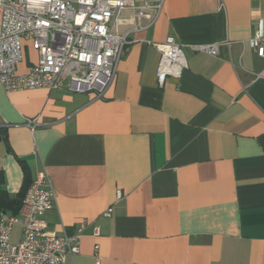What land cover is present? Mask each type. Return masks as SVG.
Returning a JSON list of instances; mask_svg holds the SVG:
<instances>
[{
    "label": "crops",
    "instance_id": "crops-1",
    "mask_svg": "<svg viewBox=\"0 0 264 264\" xmlns=\"http://www.w3.org/2000/svg\"><path fill=\"white\" fill-rule=\"evenodd\" d=\"M159 1L154 21L121 12L130 44L102 96L0 83L2 190L16 197L46 170L48 230L85 223L64 264H264V58L248 44L264 0ZM170 36L188 68L161 86L155 43ZM26 46L18 72L38 59Z\"/></svg>",
    "mask_w": 264,
    "mask_h": 264
},
{
    "label": "built area",
    "instance_id": "built-area-1",
    "mask_svg": "<svg viewBox=\"0 0 264 264\" xmlns=\"http://www.w3.org/2000/svg\"><path fill=\"white\" fill-rule=\"evenodd\" d=\"M161 5L159 0H0V83L6 91L68 89L102 96L130 44L128 33L116 29L121 12L132 7L138 20L154 21ZM155 44L161 53L159 84L169 76L180 79L188 68L182 44L173 36ZM248 44L264 58V28L259 26ZM26 45L38 52V59L27 72H18ZM192 48L218 54L217 43H195ZM27 122L38 125L35 119ZM56 205L51 179L40 170L19 213L0 212V264H64L80 251L85 223L63 235L48 230L42 216ZM16 226L21 228L18 240L13 239Z\"/></svg>",
    "mask_w": 264,
    "mask_h": 264
},
{
    "label": "trees",
    "instance_id": "trees-1",
    "mask_svg": "<svg viewBox=\"0 0 264 264\" xmlns=\"http://www.w3.org/2000/svg\"><path fill=\"white\" fill-rule=\"evenodd\" d=\"M2 177L3 174L0 171V212L6 211L11 214H18L22 206L24 196L29 186L31 185L32 181L25 187V189L18 196L11 197L2 190V186H1Z\"/></svg>",
    "mask_w": 264,
    "mask_h": 264
},
{
    "label": "rangeland",
    "instance_id": "rangeland-1",
    "mask_svg": "<svg viewBox=\"0 0 264 264\" xmlns=\"http://www.w3.org/2000/svg\"><path fill=\"white\" fill-rule=\"evenodd\" d=\"M26 47H28V48H27V50H25V56L28 55L29 50H30V46L29 45H27Z\"/></svg>",
    "mask_w": 264,
    "mask_h": 264
}]
</instances>
